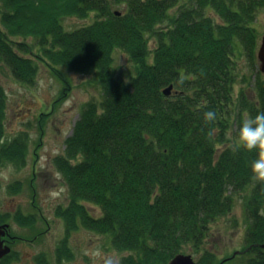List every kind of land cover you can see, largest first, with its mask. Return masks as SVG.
Here are the masks:
<instances>
[{
  "label": "trees",
  "instance_id": "trees-1",
  "mask_svg": "<svg viewBox=\"0 0 264 264\" xmlns=\"http://www.w3.org/2000/svg\"><path fill=\"white\" fill-rule=\"evenodd\" d=\"M179 2L0 0V61L16 79L34 84L44 63L64 83L61 98L72 87L61 66L95 72L101 84V99L84 103L64 153L54 158L70 199L57 209L67 231L59 259L73 257L68 237L85 227L127 253L121 264H168L187 246L201 251L211 223L230 214L234 194L244 193L246 246L221 261L204 249L197 264H225L240 253L244 264H264V191L250 180L254 154L228 145L232 124L236 140L243 117L264 111L254 26L264 0H193L172 14ZM92 14L89 24L64 25L67 17ZM118 48L135 66L129 82L116 73ZM239 55L255 70L254 97L249 88L236 91ZM6 97L0 83V137ZM208 110L217 116L211 142L203 121ZM24 142H7L1 160L25 163ZM85 202L102 214L93 215ZM28 217L19 219L34 226L38 216Z\"/></svg>",
  "mask_w": 264,
  "mask_h": 264
},
{
  "label": "rangeland",
  "instance_id": "rangeland-1",
  "mask_svg": "<svg viewBox=\"0 0 264 264\" xmlns=\"http://www.w3.org/2000/svg\"><path fill=\"white\" fill-rule=\"evenodd\" d=\"M192 1L180 0L171 13L176 14L181 6ZM115 8L120 10L121 7ZM209 14L221 21L215 11L210 10ZM93 20V14L88 19L67 17L64 25L66 29L72 30ZM254 26L260 34L256 58V67L260 70L258 50L264 33V8L257 14ZM154 42L151 39V47ZM39 65L36 82L25 84L16 79L11 69L0 61V83L7 94L0 151L5 144L10 146L7 142L16 138L25 141L27 147L23 164L6 163L0 158V223H8L11 232L21 238H17L13 244V254L1 264H92L88 253L94 250H101L115 257L118 264H121L123 255L127 253L118 251L110 236L85 227L71 231L68 237L73 257L58 258V246L62 244L67 231L65 220L58 215L57 209L60 205L67 206L70 199L69 186L58 171L54 158L64 153L66 140L73 133L84 103L91 99L100 100L102 91L95 72H82L61 66L60 69L69 77L72 86L67 96L61 98L64 83L46 64ZM114 65L118 77L129 82L131 75L135 73V66L129 55L116 49ZM238 66L240 76L236 91L241 87L249 88L254 97L255 70L245 55H239ZM228 136V145L234 143V124L231 125ZM234 200L233 211L211 223L201 251L197 252L191 246L185 247L184 253L192 254L196 264L204 249L211 251L217 261H221L234 252L242 251L246 246L244 193L234 194ZM85 205L93 215L102 214L101 208L96 204L85 202ZM32 214L38 216L34 226L19 219L21 216L29 219L28 216ZM240 254L225 264H244L247 257H241Z\"/></svg>",
  "mask_w": 264,
  "mask_h": 264
},
{
  "label": "clouds",
  "instance_id": "clouds-1",
  "mask_svg": "<svg viewBox=\"0 0 264 264\" xmlns=\"http://www.w3.org/2000/svg\"><path fill=\"white\" fill-rule=\"evenodd\" d=\"M217 119L213 110L203 113L204 125L207 127L206 135L209 141H213L216 129L209 127ZM203 131V129H202ZM235 149L243 150L248 154H254L250 161V180L264 191V111L258 112L254 116L245 115L238 129ZM259 215L264 216V207L259 209ZM92 264H118L117 259L101 250H94L88 253Z\"/></svg>",
  "mask_w": 264,
  "mask_h": 264
},
{
  "label": "water",
  "instance_id": "water-1",
  "mask_svg": "<svg viewBox=\"0 0 264 264\" xmlns=\"http://www.w3.org/2000/svg\"><path fill=\"white\" fill-rule=\"evenodd\" d=\"M258 58L261 62L260 70L264 73V33L258 50ZM172 89L173 85H169L167 88L164 89V93L170 95L172 93ZM8 227V223L0 224V259L11 251V248L9 246L4 245V241L2 239V236L6 234V229ZM262 247L264 248V244L262 245ZM168 264H196V261L194 260L192 254L180 253L177 254Z\"/></svg>",
  "mask_w": 264,
  "mask_h": 264
},
{
  "label": "flooded vegetation",
  "instance_id": "flooded-vegetation-1",
  "mask_svg": "<svg viewBox=\"0 0 264 264\" xmlns=\"http://www.w3.org/2000/svg\"><path fill=\"white\" fill-rule=\"evenodd\" d=\"M33 199H34V200L36 199V194H35V193H34V197H33ZM0 224H1V223H0ZM2 224H6V223H2ZM39 233H40V232H39ZM17 238H18V237H17L16 235H14V234L11 232V229H10L9 227L6 229V234L2 236V239H3V241H4V245H7V246H9V247L11 248L10 253H12V252L14 251L13 244L17 241ZM20 239H21V238H20ZM10 253H8V254H10ZM8 254L4 255V256L0 259V261L3 262L4 258H5Z\"/></svg>",
  "mask_w": 264,
  "mask_h": 264
}]
</instances>
